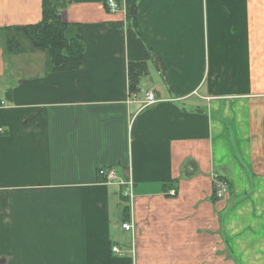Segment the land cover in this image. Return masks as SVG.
Segmentation results:
<instances>
[{"label":"crops","instance_id":"0c3cea01","mask_svg":"<svg viewBox=\"0 0 264 264\" xmlns=\"http://www.w3.org/2000/svg\"><path fill=\"white\" fill-rule=\"evenodd\" d=\"M67 1L54 71L16 32L43 1L0 0V264H264V0Z\"/></svg>","mask_w":264,"mask_h":264},{"label":"trees","instance_id":"16d2710c","mask_svg":"<svg viewBox=\"0 0 264 264\" xmlns=\"http://www.w3.org/2000/svg\"><path fill=\"white\" fill-rule=\"evenodd\" d=\"M42 16L39 23L17 28L33 49L46 53L47 65L54 71L78 69L83 59L84 45L79 25H65L60 12L69 3L63 0H42ZM131 21V16L129 18ZM8 51L13 53L20 47L13 40H6ZM131 92L135 91L138 74L143 72V63H130ZM135 71V72H134ZM215 193V191H214ZM125 202V200H124ZM126 209V208H125Z\"/></svg>","mask_w":264,"mask_h":264},{"label":"built area","instance_id":"2783aa9c","mask_svg":"<svg viewBox=\"0 0 264 264\" xmlns=\"http://www.w3.org/2000/svg\"><path fill=\"white\" fill-rule=\"evenodd\" d=\"M106 5L108 7V11L113 13H118V6L113 0H107ZM143 101V108H149L154 106L158 100L152 91H146L144 93V100ZM97 176L103 180L105 184L115 185L118 187L120 195L127 203H132L133 201V182L131 179L121 180L117 179V176L113 169L110 168H100L96 172ZM226 183L224 182H216L215 185V195L217 198H222L227 191ZM167 195L172 197L176 195V191L173 189H169ZM133 225L129 222H120L119 223V231L126 233V234H133ZM111 252L115 255L120 253V249L117 246H113L111 248Z\"/></svg>","mask_w":264,"mask_h":264}]
</instances>
